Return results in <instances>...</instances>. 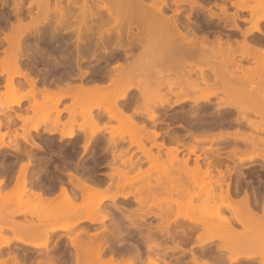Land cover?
<instances>
[{
    "label": "bare ground",
    "instance_id": "1",
    "mask_svg": "<svg viewBox=\"0 0 264 264\" xmlns=\"http://www.w3.org/2000/svg\"><path fill=\"white\" fill-rule=\"evenodd\" d=\"M1 1L5 5L8 0ZM15 1L17 3L22 0ZM50 1L31 0L30 5L35 3L38 7L37 13L42 12L40 19H37L38 22L37 20H35L37 23L34 21L36 26L33 29L38 30L41 26L46 27V25L52 24L50 26L53 30L51 29L42 35L37 31L38 36H41L40 40L42 39L43 42V45L40 42L42 48L38 47L40 49L38 52L42 55L35 56V60L32 57L31 63H26V69L22 66V62L24 56H30L27 51L31 46L26 42V50L24 49V35L29 31L30 26L33 27V23L26 24L25 33V29H22L25 28L23 21L18 17L19 19L12 27V32L5 33L4 39L8 47L4 49V56L0 57V68L1 74L7 73L8 77L5 86L6 92L1 94L5 98H0V105L2 108L3 106L7 108L13 105L20 106L26 99L32 101L27 110H32L33 116H41L42 114L44 121H48L53 116L51 120L54 122L55 128L47 130L49 134H54L59 125L63 127L60 132L62 139L76 137L78 135L77 130L83 132L84 150H87L100 134L109 133V137L104 136L107 140V145H105L107 150L106 147L105 149L102 147L104 150H101L112 152V159L115 161L113 164L116 165L117 163V165L109 164L113 171L100 173V175L109 178L108 184H105L104 177H99L90 183L87 178L91 176H85V179L81 177L83 174L80 176L77 173H69L70 182L81 191L82 201L79 202L76 200L78 193L75 194L76 191L73 192L70 190L72 188L68 189L64 184L61 185L60 195L55 197L47 196L43 193L44 191L28 189V180L34 176L28 178L27 170L31 164H34V162L31 163L34 159L23 162L16 176L15 188L7 193H2L0 189V222L2 218H5L3 215L4 208L8 207L10 202L14 200L17 207L18 204L29 202L31 207H28L29 210L26 211V214L29 215V218L37 217L41 223L35 224L32 220L30 221L31 218L29 220L27 218L26 223L14 222L10 226L7 224L8 221H2L4 224L1 223L0 226V254H2L1 249L10 246L14 239L28 247H48L51 234L57 230L69 231L75 224L82 221L95 224L110 219L116 221V223L113 221L110 228L104 227L102 231L93 235L91 233L88 235L89 232L87 231L88 236L85 238H81L80 233L78 236L70 237V244L76 250H74L76 252L74 255L77 264H206L207 261L200 262L193 251L191 260L185 262V256L188 252L186 246L193 242L192 246L209 247L208 252L213 256L215 252H212V246L206 244L215 240L220 241L218 252L227 251V258L231 263L245 259L247 262L244 264H256L257 262L264 264V208L262 213L254 210L251 195L247 190L244 191V196L240 199L234 198L233 194L235 193L230 188V182H225V173L222 170L220 171L221 177L212 179L213 169L210 166L202 169L199 162L200 158L204 159L202 155L196 154L194 166H189V158L186 157L181 160L180 167H175L177 161L181 163L179 154L183 151V146L186 148L187 145L180 148L179 145L182 141L175 135L174 141H177V146L173 143L175 145L172 144L173 146L167 147L164 140L147 147L146 141L152 139L154 141L160 136V132L156 130L159 123L157 125L154 123V129L148 130L145 124L140 123L142 121H139V118L136 120L137 115L145 114L146 116H144L149 120L155 121L160 116L159 108L161 110V108L167 109V106L171 108L176 105L187 104L186 108H189L186 109L183 106L185 109L181 108L179 113L173 110L178 115L170 116V118L172 120L179 118L178 121L184 118L186 121L184 123H187L184 127L188 126V130L185 128L187 132H190L189 129L192 130L191 134H187V132L185 134L186 136L191 135L193 143H195L188 144V156L191 153H196L199 148V150H204L203 153L206 157L209 150L212 155L216 152L215 155L218 158H215L224 162L225 159L221 155L223 151H226V154L231 153V151L227 152L226 147L223 150L221 146L220 148L209 149L207 147L206 149L203 147V149L201 147L200 149L197 144L208 143L207 141L210 143L231 141L235 145L231 150L235 156L239 157L240 162H245L247 159L262 158L261 166L264 167V40L261 36L255 35V33H259L264 36V0L234 1L233 5L236 8L234 12H231V8L228 7L227 0H222L218 13L211 8L207 9L208 2L205 0H174L177 8L174 10L171 8L174 12L172 15L167 14V10L173 4L169 2L170 0H83L82 2L80 0H68L65 5H63L64 0H56L53 9L50 7ZM183 4L190 6L186 17L188 21L193 20L195 8L201 7L202 10L207 9L209 12L208 19H203L205 23L209 26L211 19L213 20L214 16H217L222 25V31L217 33L213 40L210 39L207 31H204L206 33L199 37L195 27H189L184 19L182 22L179 18L182 10H184L180 8ZM19 6L20 4H15L16 12L20 10ZM52 10L53 12H51ZM54 11L57 17L56 20L53 17L55 22L52 21L51 23L49 15H52ZM242 12L249 13V16L243 18V21L240 20ZM196 20L198 22L200 18H196ZM41 28L44 30L43 27ZM56 32L59 33L56 34ZM67 34H72L75 38L70 39L71 36L69 35V37ZM38 36L36 34L35 38ZM238 36L242 39H237ZM234 37L236 40L232 39ZM35 40L38 41L39 39ZM70 43H73L72 47ZM135 47L142 48V50L140 49V53L138 50V55H135L131 61L130 59L133 57L131 52ZM130 50L132 51L130 52ZM72 52H75L76 57L73 56L74 53L72 54ZM100 52L103 55L99 57L98 53ZM47 53H50V57L52 54L55 55L54 59L55 57L66 58L71 54V58H74L75 61L72 62V59H69V64H78V66L89 58L96 59L95 61L92 59L94 62L92 61L91 64L116 65L112 68L106 67L101 71L110 78L108 83L95 81L94 84L84 82L69 86L61 82L64 85L61 87L55 81L53 83L58 86L55 91L47 88L50 84L45 78L44 85L48 86L38 90L36 88L38 82L36 77L32 75V70L33 72L36 70L34 64H45L48 67L52 66L51 64L53 66L60 64L53 61L54 59L50 60ZM62 59L64 60V58ZM250 59L254 63L253 66L243 64ZM138 64L140 65L138 66ZM145 68L153 69L151 72L152 83L149 79H147L148 83L146 79V81H142V78L141 81L140 78L137 79L140 82L135 83L134 76H138L140 72L142 73L141 69ZM175 68L177 70L174 71ZM94 69L95 67L91 71ZM112 69L117 73H111ZM136 69L139 73L136 72ZM80 71L81 76L88 73V71ZM38 72L40 73V71ZM17 76L23 77L30 86L25 93L21 90L23 85L21 86V83L16 84L15 78ZM166 87H168L169 92L164 91ZM131 89H137L141 98L138 100L139 102L137 101L138 104L135 102V107L133 106L134 113L126 110L132 105L131 101L129 107L125 105L128 108L120 103V100L129 95ZM38 93L41 94L42 99L38 98ZM220 93L224 96L219 95ZM194 94L197 95L194 96ZM172 96H175V99ZM213 96H218L217 101H212ZM66 97H71L73 103L63 110L59 109L60 102ZM78 106L81 108L80 110H77ZM211 106H214L213 113ZM2 108L0 114L5 112ZM207 109H210L211 112ZM223 109H226V112L223 113ZM52 110L56 113L55 117L54 113L50 116ZM63 111L69 113L68 119L64 122L60 120ZM164 113L161 114L167 116ZM210 114H213L211 116L214 121L219 119L220 121L217 120L216 122H220L221 125L224 124V127L226 122H229L230 126L229 116H234L236 131H221L214 135L207 134L209 132L205 128L203 119L208 118L207 116ZM16 116L25 124L30 118H33L29 114L24 116L17 113ZM78 117L83 119L81 123H78ZM8 118L11 122L12 117L8 116ZM104 118H109L108 121L115 120L118 125L110 127L108 121H103ZM3 124L2 117H0V128ZM76 124L79 126L77 127ZM215 124L219 126L218 123ZM32 128L38 130L39 124H35ZM199 128L202 130L205 128L207 132H201L203 136H198L197 132V135L193 134V130L196 129L197 131ZM248 128L251 131L246 130ZM28 131L25 129L22 134L16 133L15 136L23 137L25 141L40 148L37 142L32 139V141L29 140L31 136ZM6 135L7 132L0 130V150L7 147L23 154L18 142H5ZM170 136L172 137V135ZM184 137L181 138L184 139ZM101 138L100 135V141ZM127 139H130L131 146H137L147 160L152 162L147 169L143 168V162H135L133 155L123 159L125 154L129 152L128 149L122 147ZM154 146L158 148L157 154L153 152ZM164 147H167L168 162L160 160L162 156L160 150ZM111 149L113 151H109ZM103 151L102 153H106ZM24 153L26 155V152ZM30 157L33 158L32 155H29ZM113 160L112 162H114ZM118 160H121V163H118ZM220 161L218 162L220 163ZM212 163L209 162V165L212 166ZM4 168L7 169V166ZM238 168L236 166L235 170H237L239 177H244L246 172L243 173V170L241 172V168L239 170ZM154 171L158 174L153 175L152 172ZM91 172L93 173V171ZM43 173L37 175L35 180H41ZM46 175V180H48L49 174L48 177ZM92 177L94 176L92 175ZM207 177L210 179L207 180ZM4 183L5 179L1 176L0 188ZM213 183H216V186ZM224 183L227 185L225 189H223ZM53 184H50L51 188H53ZM104 184L107 186L103 187ZM28 190L33 197H29L28 192V199L26 197L24 200L23 196ZM131 197H134L132 201L130 200ZM119 198L126 202L129 201L128 204L130 205L136 203L137 208L129 209V207L119 206L117 204V201L121 202L118 200ZM107 200H112L113 205H111L118 210L116 214L119 212L121 216L108 212L107 209L110 206L106 208L107 211L102 210V207L108 203ZM36 204L41 206V209L39 207L40 210L31 209ZM106 205L108 206V204ZM19 210H14V214H17ZM59 219L66 223L53 224L49 227L45 225V221H58ZM151 219L157 220V223L150 221ZM5 220L8 219L5 218ZM236 223L243 226L241 231L235 228L234 224ZM7 227L13 232V236L4 235ZM83 232L85 231L83 230ZM96 237L103 240L97 241ZM169 242L172 245H169ZM142 243L146 245L144 247L146 249L141 248ZM107 253L109 257H105ZM17 255L14 251L11 257L13 264L20 263ZM73 256H70L71 259ZM143 256L146 257V260L143 259ZM168 256L170 259L167 258ZM6 262L7 260L0 259V264H6Z\"/></svg>",
    "mask_w": 264,
    "mask_h": 264
},
{
    "label": "rangeland",
    "instance_id": "2",
    "mask_svg": "<svg viewBox=\"0 0 264 264\" xmlns=\"http://www.w3.org/2000/svg\"><path fill=\"white\" fill-rule=\"evenodd\" d=\"M56 0H51L50 1V7H51V9H53V8H55L54 7V3H56L55 2ZM68 0H64L63 2V5H65V4H67L66 2H67ZM81 2L83 1V0H80ZM146 1H151V0H146ZM169 1V0H168ZM174 0H170L169 2L172 4L171 6H170V8L167 10V14L168 15H172L174 12H173V10L175 9V8H177V5H175L174 4V2H173ZM20 2V3H19ZM19 2H17L18 3V5L20 4V10H17L18 12H16L15 10H16V8H15V4H17L16 3V1L15 0H8L7 1V3L4 5L3 4V2L0 0V57H3L4 56V49H6L8 46V44H7V42H6V40L4 39L5 38V33H11L12 32V27H13V25H14V23H16L17 22V20L19 19V18H21L22 19V21H23V27L25 26V28H22V29H25V33H26V24H28L29 22H30V24H32L33 25V27H31L30 26V29H29V31H27V33L24 35L25 37V39H24V49L26 50V42L28 43V44H30V46H31V48L27 51L29 54H30V56L29 55H27V56H24V58H23V64H22V66L24 67V69H26V67H25V65H26V63H31V61H32V57H33V60H35L36 59V57H39V56H41L42 54L41 53H39L38 52V50H40L42 47V45H43V42L40 40V37L41 36H38L39 34H38V32L40 33V35H42L43 33H45V32H47V31H51V29H52V24H48V25H46V27H44V26H41V27H43V29L45 30H42V28L40 27L38 30L37 29H33L34 28V26H36V23L38 22V20L40 19V17H41V15H42V12L40 13H37L38 12V7H37V5L34 3L33 5H30V3H31V0H22V1H19ZM52 3V4H51ZM171 8L173 9V10H171ZM181 9H184V10H182V13L179 15V18H180V20H182V22H183V19H184V21H186V18H185V15L187 14V12L189 11V9H190V6L187 4H183L181 7H180ZM31 9V10H30ZM186 9V10H185ZM196 10H199V7H196L195 8ZM231 11H233L234 10V7H232L231 9H230ZM31 11V12H30ZM201 12H202V10H200ZM216 11H218V10H216ZM51 12H53V10L51 11ZM17 13V14H16ZM76 13H78V12H76ZM31 14H32V17H31ZM54 14V15H53ZM56 13H55V11H54V13H52V15L50 14L49 15V19L51 20L50 22L52 23V21H54L55 22V18L57 17V15H55ZM207 14V12L206 11H204V12H202V15L203 16H205ZM244 15H247V12H244ZM51 16V17H50ZM19 17V18H18ZM53 17H54V19L55 20H53ZM43 18V17H42ZM38 19V20H37ZM206 19V18H205ZM35 20H37V22L35 21ZM193 20H195V18L193 17ZM33 21V22H32ZM34 21L36 22L35 23V25H34ZM200 22H204L205 20H199ZM27 22V23H26ZM30 24H28V25H30ZM51 25V26H50ZM47 26H49V27H51V28H49V27H47ZM41 29V30H40ZM47 29V30H46ZM49 29V30H48ZM40 30V31H39ZM53 30V29H52ZM38 31V32H37ZM44 31V32H43ZM57 33H59V32H56V34ZM36 34H37V36L39 37H37V38H35L36 37ZM68 36L70 35V34H67ZM66 35V38L68 37ZM73 35H75L74 33H73ZM255 35H258V36H261L263 39H264V36L263 35H261V34H259V33H255ZM71 36V38L70 39H74L75 38V36H72V34L70 35ZM69 36V37H70ZM225 38V37H224ZM238 39H242V37H237ZM35 39H39L38 41L37 40H35ZM35 41H37V42H35ZM40 42H42V45H41V43ZM57 43V42H56ZM32 44V45H31ZM33 44H35L34 45V47H33ZM39 46H38V45ZM71 45H73V43H70V46ZM36 47H37V49H36ZM38 47H40V49L38 48ZM72 47V46H71ZM32 48H34V49H32ZM35 49H36V51H35ZM134 50L133 51H135L136 52V54H135V52H133L132 50H130V52L132 53V58L130 59L131 61L133 60V58L135 57V55H138L137 54V52H138V50H139V53H140V49L142 50V48H138V47H135V48H133ZM136 49V50H135ZM74 51V50H73ZM36 52V53H35ZM129 52V53H130ZM34 53V54H33ZM74 53V57H76V54H75V52H72V54ZM25 54H26V52H25ZM103 55V53L102 52H100V53H98V56L100 57V56H102ZM36 56V57H35ZM54 56L55 55H51V57H50V53H47V57L49 58L50 57V60H53L54 59ZM71 54H70V56L68 55V57L66 56V58L65 57H62V58H64V60L62 59V62H60L61 61V59L60 58H57V57H55V59L53 60V61H57L58 63H60V64H54V66L56 67H54L53 66V64H51L52 66H47V65H45V64H39V63H37V64H34V67H36V69H38V71H42L41 73H39V72H37V73H33L32 72V75H34V77H47L48 78V84H50L48 87L47 86H45L44 85V82L43 81H40V80H37V78H36V80H37V84H36V88L38 89V90H40V89H43L44 87H47V88H51V90L53 89V90H55L56 91V89H58V86H61L62 85V83H61V81L59 82V77H64L63 78V82H64V84L66 85H69V86H75L76 84L78 85V84H81V83H84V81H88V79L90 78V75H85L83 78L80 76V70H82V71H86V70H88V68L92 65L91 63H92V61L94 60H96L95 58H89V59H86L84 62H83V64H80L79 66L77 65V64H69V62H68V60L69 59H72V62H74L75 60H73L74 58H71ZM27 58V60H24V59H26ZM28 58H29V60H28ZM45 58V57H44ZM59 59H60V61H59ZM90 59H91V61H90ZM89 60V61H88ZM251 60V61H250ZM249 61H245V63L243 62V64H248V66H253L254 65V63L252 62V59H250ZM25 61V62H24ZM27 61V62H26ZM68 63H67V62ZM93 61V62H94ZM64 62V63H63ZM65 62H66V64H65ZM116 64H109V66H108V68H112L113 66H115ZM137 65V64H136ZM140 64H138V66H139ZM69 66V67H68ZM54 68V69H51V68ZM151 68V67H150ZM78 71L79 72V74L78 75H76L75 73H72V71ZM142 70V73L140 72V74H138V76L137 75H135L134 77H135V79H134V77H133V79L135 80V83H137V82H140L141 81V78H142V81H146L147 79H149V81L152 83V81H153V79H152V77H151V72H153L152 70L153 69H147V68H145V69H141ZM140 70V71H141ZM151 70V71H150ZM174 71L175 70H177V68H175V69H173ZM138 70L136 69V72H137ZM149 71V72H148ZM117 73L115 70H113L112 69V71H111V73ZM137 73H139V72H137ZM148 73H150V74H148ZM35 74H38L37 76L35 75ZM136 74V73H135ZM144 76H143V75ZM195 74V73H194ZM193 74V75H194ZM141 75V76H140ZM152 75H153V73H152ZM196 75V74H195ZM140 76V77H139ZM155 76V75H154ZM7 77H8V74L7 73H3V74H1V68H0V98L2 97V99H4L5 97L4 96H2L1 94H3V92H6V82H7ZM195 77V76H194ZM140 78V81H137V79H139ZM143 78H144V80H143ZM154 78V77H153ZM146 79V80H145ZM110 80V78L109 77H106V78H102V80H100L99 82H101V83H108V81ZM15 81H16V84H20L21 83V90L23 91V93H25L26 91H28V89L30 88V86H29V84L25 81V79L23 78V77H16L15 78ZM55 81H57V84H58V86H56L54 83H55ZM54 82V83H53ZM97 82V81H96ZM147 83H148V80L146 81ZM95 83V81H91V82H89V84H94ZM150 84V83H149ZM63 87H64V85H62ZM61 86V87H62ZM66 87V86H65ZM36 89V90H37ZM131 92L129 93V95L125 98V99H123V100H120V103L123 105L124 104V106L125 105H127L128 107L130 106L129 105V102L131 101L132 102V107H131V109H130V107H129V109H126L128 112H130V113H134V107H135V102L138 104V100L139 99H141L140 98V94H139V91L137 90V89H131L130 90ZM164 91H166V92H169V90H168V87H166L165 89H164ZM22 93V92H21ZM197 94H199V93H197ZM197 94H194V96L195 95H197ZM219 95H223V94H219ZM137 96V98H134V97H136ZM193 96V95H192ZM224 96V95H223ZM38 98L39 99H42L41 98V94L40 93H38ZM134 98V99H133ZM172 98L173 99H175V96H172ZM218 99V96H213L212 97V101L213 102H215V100L217 101V99ZM124 101V102H123ZM138 101V102H137ZM32 102V101H31ZM28 99H26L25 101H23L22 102V104L20 105V106H18V105H13V106H11V107H7V108H5L4 106H3V108H2V106L0 105V109L2 108L3 109V111H5L4 113H1L0 114V117H2V121H3V125H2V127L0 128V130L2 131V132H7V135H6V137L4 138V140H5V142H9V141H14V142H18L19 143V145H20V147H21V149L23 150V154H22V152H15L14 150H12L11 148H3V149H1L0 150V160L1 159H3L4 157H9V154H11V159L13 160V161H15V160H17L12 166H10V167H8L7 169H3V168H1L0 167V175L1 174H7L9 177H12V179H13V181H12V183H10V185L11 184H13L12 185V187L11 186H7L6 185V180H5V183H4V185H2V187L0 188L1 189V192L2 193H7V192H10L11 190H13V188H15V181H16V176H17V173H18V171H19V169H20V165L23 163V162H28L30 159L31 160H33L31 163H33L34 162V164H31L30 165V167L28 168V170H27V177L28 178H30V177H33L32 179L30 178L29 180H28V185H27V187H28V189H30V190H34V191H40V192H43V193H45L47 196H49V197H55V196H57V195H60V188H61V185H65V186H67V188L68 189H70V188H72V189H70V190H72L73 192L74 191H76V192H74L75 194L76 193H78V194H76V200L77 201H79V202H81L82 201V194H81V191L79 190V189H77L76 187H74V185L70 182V175H69V173H74V174H78V175H82L81 177H83V178H85L86 179V177H92V175L94 176V177H90V178H87L88 180H89V182L90 183H93L96 179H99V177L101 178V177H104V179H105V184H108L110 181H109V178H107L106 176H103V175H100V173H110L111 171H113V169L111 170V166L109 165V164H113V163H115V161L112 159V156H113V153L112 152H107V151H103L104 149H105V145H107L106 143H107V140H106V138H104V136H106V137H109V133H102L103 134V136H102V134H100L101 135V141H104V142H101L100 141V135L98 136V138H96L95 139V141L94 142H92L90 145H89V147H88V149L87 150H84V148H83V143H84V140H83V132H79V130H77V132H78V137L76 136V137H74V138H72V139H66V138H61L60 137V132H61V128H63L62 127V125H59V127L57 128V130H56V132L54 133V134H49L48 133V131L47 130H49V129H51V128H55V124H54V122L51 120L52 119V117H50L49 118V120L48 121H44V116L41 114V116H33L34 114H33V112H32V110H27V108H29L30 107V103H31ZM130 102V103H131ZM73 103V99L71 98V97H66V98H64L61 102H60V104H59V106H58V108L59 109H64V108H66V107H68L69 105H71ZM126 103V104H125ZM127 106H125V108H128ZM134 106V107H133ZM186 108V106H188L187 104H183L182 106H179V105H176V106H174V107H169L168 108V106H167V109L169 110H167V109H165V108H161V110H160V108H159V112L158 113H160V116L155 120V121H151V120H149L147 117H145L143 114H140V115H137L136 116V120H139V121H145L144 123H142V122H140L141 124H145L146 125V128L149 130H153L154 129V123L157 125L158 123V127L156 128V130L158 131V132H160V136L159 137H157L154 141H153V139L151 140V141H146V145H147V147H151V145L153 144V143H156V142H162V141H164L165 140V142H166V144H167V147H170V146H173V145H175L176 144V146H177V141H174V138H175V135H176V137L178 136V138L182 141L181 143H180V145H179V147L180 148H183L184 147V149H185V152H184V149H182L183 151L182 152H180V154H179V157H180V162H181V160H183L184 158H189V161H188V164H189V166H194L195 165V162H196V159H194V158H196V154H198V155H202L203 156V158L204 159H202V158H200L199 159V162H200V164H201V166H202V169L204 168V169H206L208 166H210L211 167V169H213L212 171V179H217L219 176L221 177V175H220V171L222 170L224 173H225V182L227 183V181H228V183L230 182V188H231V190H232V192H233V183H240L241 181H243V180H245L246 178L245 177H243V176H241V177H239V174L237 173V170H235L236 169V166H237V168H238V170L240 169V171L242 172V170H243V173L244 172H246L247 171V169L245 168L247 165H249L250 163H252V161H249V160H247V161H245V162H240L239 160H236V162H231L230 160H227V159H225V163L223 162V164H225L224 166H221V165H223L222 164V162L219 160V159H217L218 157H217V155H215L216 154V152H214L213 153V155H215V156H213L210 152V150L208 151L209 152V156H212V157H209L208 156V152H207V157H206V155L203 153L204 152V150H199V148L197 149V151H196V153H191L189 156H188V144L189 145H192V144H195V143H193V139L191 138V135H185L186 134V132H187V130H188V126L187 127H184V125L186 126V124L187 123H184V122H186L185 120H184V118H182L180 121H182L181 123H180V121H178L179 120V118H178V120H177V118H176V120H175V118L172 120L171 118H170V116L172 117V116H177L176 115V113H179L180 112V109L181 108H184V107ZM79 107V106H78ZM77 107V110H80L81 108L79 107L78 108ZM184 108V109H185ZM187 108H189V107H187ZM186 108V109H187ZM211 109H212V113H213V110H214V106H211L210 107ZM5 109V110H4ZM166 112H165V111ZM176 110V113L174 112V111ZM178 110V111H177ZM182 110V109H181ZM208 111L210 110V109H207ZM133 111V112H132ZM207 111V112H208ZM222 111V110H221ZM96 112H98L97 110H96ZM103 112V111H102ZM165 112V113H164ZM174 112V113H173ZM210 112H211V110H210ZM224 112H226V109H223V113ZM6 113V114H5ZM17 113H20V114H22V115H24V116H26V114L28 115H31V117H33V118H30V120H28L27 121V123L25 124L21 119H19L17 116H16V114ZM54 113V114H53ZM161 113H164V114H167V116H164V115H162ZM54 115V117H55V115H56V113H55V111H53L52 110V112H51V114H50V116L51 115ZM173 114H175V115H173ZM143 115V116H142ZM213 116V114H210V115H208L207 117L208 118H205V119H203L204 121H203V123H205V125H206V127L205 128H207L208 129V132L209 133H207V134H209V135H214L215 133H217L218 134V132H221V131H228V132H232V131H236V129H237V127H236V124H235V121L233 120V118H234V116H229L230 117V126H229V122H226L227 124H228V126H227V124L225 123V127L223 126V125H221L220 124V122H216L217 120H219V119H217L216 121H214V119H212V116ZM8 116H11L12 117V121L10 122L9 121V118H8ZM42 116H43V118H42ZM68 116H69V113L67 112V111H63V113H62V115H61V118H60V120H62L63 122L64 121H66L67 119H68ZM139 116V117H138ZM210 116V117H209ZM79 119H78V123H81L82 121H83V119L81 118V117H78ZM139 118V119H138ZM43 119V120H42ZM109 119V118H108ZM108 119L107 118H104V120L103 121H105V122H107L108 121ZM145 119H148V120H145ZM53 120H54V118H53ZM31 121V122H30ZM150 121V122H149ZM164 123H163V122ZM220 121V120H219ZM10 122V123H9ZM30 122V123H29ZM214 122V123H213ZM231 122H232V124H231ZM39 124V128H38V130H35V129H33L32 127L35 125V124ZM161 123V124H160ZM215 123H218V125L219 126H217ZM101 124L103 125V122H101ZM215 124V125H214ZM108 125H110V127L113 125V126H117L118 125V122H116L115 120H110V121H108ZM183 125V126H182ZM76 126L78 127L79 125L78 124H76ZM217 126V127H216ZM222 126V127H221ZM110 127H109V129H110ZM185 128H187V130L185 129ZM204 128V129H205ZM26 129V131H28V132H30V138H29V140L30 141H32V140H34V142H37V144H39L40 145V148H38V147H35V146H33L31 143H29L28 141H25V139L23 138V137H16L15 136V134L16 133H19V134H22L23 132H24V130ZM185 129V130H184ZM203 129V130H204ZM207 129H205L204 131L202 130V128L200 129L199 128V130H197L196 131V129H194L193 131V134L195 133L196 134V132H197V134H198V136L199 135H201V136H203L202 135V133L201 132H207ZM246 130H250L251 131V129H246ZM189 131L190 132H187V134L188 133H190L191 134V132H192V130L191 129H189ZM199 131V132H198ZM213 134H212V133ZM145 133V132H144ZM169 133V134H168ZM172 133V134H171ZM175 133V134H174ZM201 133V134H200ZM80 134V135H79ZM168 134V135H167ZM185 135V137H184V135ZM192 134V135H193ZM196 134V135H197ZM165 135V136H164ZM170 135H172V137H173V139H170V138H172ZM162 136H163V140H162ZM168 136V137H167ZM190 138H189V137ZM166 137V138H165ZM184 137V139H182V138ZM193 137V136H192ZM188 138V139H187ZM32 139V140H31ZM186 139V140H185ZM106 140V141H105ZM169 140V141H168ZM174 141V142H173ZM172 142V143H171ZM190 142H192L191 144H190ZM208 143H206V142H203V144L202 143H199V144H197L199 147H200V149H201V147L203 148H205L206 147V149H207V147H209V149L210 148H214V147H219L220 148V146H221V148H222V150L223 149H225V147H226V150H227V152L229 151H231V153L233 154V155H230L231 153H227L226 154V151H223V154H221L223 157L224 156H226V157H228V158H233V157H236L235 155H234V153L232 152V150H233V146H235L234 144H232V142L231 141H229V142H231V144H229V142H227V143H216V142H214V143H210L209 141H207ZM102 143V144H101ZM125 144H124V146H122V147H125L126 149H128L129 150V152L128 153H126L125 154V157L123 158V159H127V158H129L131 155H133V160L135 159V162L137 161V162H143L142 164L144 165L143 166V168L145 167V169H147V167L150 165V163L152 164V162H150V161H148L147 160V158L143 155V153H141L139 150H138V147L137 146H135V145H132L131 146V142H130V139H127L125 142H124ZM170 143V144H169ZM173 143H175V144H173ZM184 143V144H183ZM173 144V145H172ZM221 144V145H220ZM227 144V145H226ZM183 145H187L186 146V148H185V146H183ZM130 148H129V147ZM183 146V147H182ZM42 147V148H41ZM104 149H103V148ZM128 147V148H127ZM167 147H164V148H162L161 150H160V153L162 154V156L160 157V160H162L163 162L165 161V162H168L167 161V155H166V151H167ZM203 148V149H204ZM243 148V147H242ZM245 148V147H244ZM101 149H103V150H101ZM232 149V150H231ZM106 150H107V147H106ZM74 151H76V152H74ZM102 151L103 152H106V153H108V154H106V153H102ZM109 151H113V149H111V150H109ZM24 152H26V155H25V153ZM132 152H133V154H132ZM153 152L155 153V154H157L159 151H158V148L156 147V146H154L153 147ZM184 152V153H183ZM9 153V154H8ZM29 153V154H28ZM184 154V155H183ZM13 155V156H12ZM21 155H23V157H21ZM29 155H32L33 156V158L32 157H30L29 158ZM102 155V156H101ZM35 157V158H34ZM183 157V158H182ZM213 158V159H215V160H213V161H211V162H213L212 163V166H211V164L209 165V163H206L205 161H206V158ZM215 157H217V158H215ZM141 159V160H140ZM216 159H217V161H216ZM112 160L114 161V162H112ZM140 160V161H139ZM143 160V161H142ZM8 161V160H7ZM96 161V162H95ZM215 161H216V163H215ZM218 161H220V163H221V165H220V163L218 162ZM110 162V163H109ZM210 162V163H211ZM108 163V164H107ZM118 163H121V160H118ZM215 163V164H214ZM219 163V164H218ZM180 164H182V162L181 163H179L178 161L176 162V164H175V167H180L181 165ZM218 164V166L217 167H215L216 165ZM236 164V165H235ZM240 164V165H239ZM114 166H116L117 165V163H116V165L115 164H113ZM239 165V166H238ZM40 166H41V168H40ZM119 166V165H118ZM121 166V165H120ZM229 166V167H228ZM44 167H45V169H46V171H48V172H44ZM89 167L90 169L92 168V170H90V169H87V168ZM233 169H232V168ZM235 167V168H234ZM216 168L218 169V170H216ZM243 168V169H242ZM36 169V170H35ZM203 169V170H204ZM229 169V170H228ZM230 169H231V171L232 170H234V171H230ZM38 170V171H37ZM40 170H42V171H40ZM64 170H65V172H64ZM86 170V171H85ZM50 171V172H49ZM91 171H93V173L91 172ZM110 171V172H109ZM230 171V172H229ZM37 172V173H36ZM44 172V173H43ZM63 172V173H62ZM40 173H43L42 175H41V180H42V182H41V180H39V181H37V180H35V177L37 176V175H39ZM154 173V174H153ZM240 173V172H239ZM33 174H35V175H33ZM47 174H49L47 177H48V180H46L47 178L45 177V175ZM59 174V175H58ZM60 174H62L61 176H60ZM96 176H95V175ZM152 174L153 175H157L158 174V172H156V171H154V172H152ZM214 174H217V175H214ZM99 175V176H98ZM45 178H44V177ZM54 176H56V177H54ZM86 176V177H85ZM97 177V178H96ZM43 178H44V180H43ZM56 178V179H55ZM240 178H242V179H240ZM55 179V180H54ZM210 179V178H209ZM208 179V177H207V180H209ZM220 179H222V178H220ZM239 179V180H238ZM32 180V181H31ZM46 180V181H45ZM52 181V183H54L53 185H52V187L53 188H51V185L50 184H52L51 183V181ZM205 180H206V178H205ZM30 181V182H29ZM35 181V182H34ZM109 181V182H108ZM56 182V183H55ZM108 182V183H107ZM215 182V181H214ZM40 183H41V185H40ZM45 183H46V186H45ZM48 183H49V185H48ZM226 183H224L223 184V189H225V188H227V185H226ZM57 186H56V185ZM104 184V186L103 187H106L107 185H105ZM215 186H216V183H213ZM33 185V186H32ZM35 185V186H34ZM42 185H44V186H42ZM55 185V186H54ZM48 186V188L46 189V187ZM76 188V189H75ZM217 188H219V187H217ZM42 190V191H41ZM218 191H219V189H218ZM28 192H29V197H33L32 195H31V192L28 190L27 191V193L23 196V199L24 200H26V197H27V199H28ZM48 192V193H47ZM81 194V195H80ZM78 195V196H77ZM233 196H234V198L236 197V199H240L242 196H244V194L243 193H240V194H237L236 195V193L235 194H233ZM77 197H78V199H77ZM134 199V197H131L130 198V200L132 201ZM118 200H121V198H119ZM108 201V203H106V204H108V206L105 204L103 207H102V210L104 209L105 211H107L108 210V212H110V213H112L113 215H115L116 214V211H118V210H116L115 209V207L114 206H112L113 205V203H112V200L110 201V200H107ZM106 201V202H107ZM119 201H117V204L119 205V206H122V207H125V208H128L129 207V209H133V207H136V203H131V205L130 204H128L129 203V201H123V199L121 200V202H119ZM127 204H126V203ZM15 203L16 202H14V200H12L11 202H10V205H8V207L6 206L5 208H4V212H3V215H4V217L5 218H7L8 220H5V218H2V221H8L7 222V224H9L10 226L12 225V224H14V222H22V223H26V220H27V218H28V220L30 219V221L32 220V222L33 223H35V224H38V223H41L39 220H38V218L37 217H30L29 218V215L28 214H26V211H28L29 210V208L31 207V205H30V203L29 202H27L26 201V204H18V207H17V205H15ZM112 204V205H111ZM133 204V205H132ZM19 205H21V206H19ZM30 205V206H29ZM109 206H110V208H109ZM112 206V207H111ZM29 207V208H28ZM39 207H40V209H41V206H38V204H36V205H34V206H32V208L31 209H34V210H40L39 209ZM105 207V208H104ZM109 208V209H107L106 210V208ZM114 207V208H113ZM132 207V208H131ZM112 208V209H111ZM137 208V207H136ZM20 209V210H19ZM21 209H22V211H21ZM14 210L16 211H18L19 210V212L17 213V214H14ZM111 210H113V211H111ZM127 212V211H126ZM259 213H262V212H259ZM26 214V215H25ZM120 213L118 212V214H116V215H119ZM120 216H121V214H120ZM0 222V226H1V223H3V222ZM113 221H115V220H110V219H108V220H106V221H104V222H98V223H95V224H92L91 222H89V221H82V222H80V223H78V224H75L73 227H72V229L71 230H69V231H61V230H57L56 232H54V233H52L51 235H52V237H51V239H50V243H49V246L48 247H40V248H33V247H28V246H26V245H24V244H22L21 242H19V241H16L15 239L11 242V244H10V246H8V247H3L2 249H1V253L2 254H0V259L1 260H7L6 258H5V254H4V251L5 250H7V249H11L12 250V252H16V254H18L17 256H18V262H20V263H18V264H26V261H27V253H28V250H35L36 252L35 253H30V256H35V255H37V258H40V257H42V254H36V253H39V252H43V251H48L49 252V247L55 242L56 243V245H60V246H62V252H63V250H64V252H63V256H65L64 258H67V257H70V256H73L74 254H76V250L74 249V247L73 246H71V241H70V237H75L76 235L78 236V234L80 233V235H81V238H85V237H87L88 235H93L94 233H97V232H100V231H102L103 229H104V227H108V228H110L111 226H112V224H113ZM150 221H153V222H155L156 223V221L157 220H154V219H151ZM59 223H66L65 221H63V220H61V219H59L58 221H53V220H50V221H45V225L46 226H51V225H53V224H59ZM115 223H116V221H115ZM125 223H128V222H125ZM4 224V223H3ZM6 224V223H5ZM236 227L235 228H237V230H239V231H241L243 228V226H241L240 224H238L237 225V223L236 224H234ZM6 226H8V225H6ZM4 230V229H3ZM6 230V229H5ZM7 230H9L8 229V227H7ZM6 230V231H7ZM85 231V232H83L82 233V231ZM4 232V235L6 236V235H8V236H13V232L11 231V230H9L8 232ZM89 232V234L87 235V233ZM82 233V234H81ZM86 233V234H85ZM91 233V234H90ZM96 240L97 241H102L103 239L102 238H99V237H96ZM169 245L171 244L172 245V243H168ZM192 244H193V242L192 243H190V244H188V246H186V248H189L190 247V252L191 251H193V252H195V253H197V251H198V249L199 248H203V246H192ZM219 244H220V241L219 240H215V241H213V242H211V243H209V244H206L207 246H213L214 248H218L219 247ZM68 245V246H67ZM141 246V245H140ZM144 247H146V245L145 244H143L142 243V246H141V248L143 249ZM144 249H146V248H144ZM69 250V251H68ZM71 250V251H70ZM75 250V251H74ZM146 251V250H145ZM145 251H144V255H145ZM69 252V253H68ZM75 252V253H74ZM220 252H222L223 254V256L224 257H227L228 256V252L227 251H220ZM65 253V254H64ZM67 253V254H66ZM73 254V255H72ZM187 254H188V252H187ZM106 256H108L109 257V255H108V253L105 255V257ZM153 256H155V254H153ZM104 257V258H105ZM107 257V258H108ZM144 258L143 259H145L146 260V257L145 256H143ZM30 258H33V257H30ZM75 258H76V256L74 255L73 257H72V259H71V257H70V260H71V262H72V264H77L76 263V260H75ZM125 258H127L126 256H125ZM121 260H122V258H120ZM119 259V260H120ZM20 260V261H19ZM6 264H13L12 263V259H9V260H7V262H6ZM139 264V263H138ZM191 264H193V263H191ZM224 264H231L230 262H229V260H228V263H227V260H226V262H225V259H224ZM232 264H235V263H232Z\"/></svg>",
    "mask_w": 264,
    "mask_h": 264
},
{
    "label": "flooded vegetation",
    "instance_id": "3",
    "mask_svg": "<svg viewBox=\"0 0 264 264\" xmlns=\"http://www.w3.org/2000/svg\"><path fill=\"white\" fill-rule=\"evenodd\" d=\"M205 1L208 2V4L206 5L207 9L211 8L216 13H218L220 11V6L222 5V0H205ZM234 1H237V0H227L228 7H230V8L234 7V10L231 12H234L236 10L235 6L233 5ZM207 9L202 10L201 7H199V10H196V12H194L195 20L188 21L186 19L185 23L187 25H189V27H195L197 30L196 31L197 35L199 37H202L203 34L206 33L204 31H207L209 36H210V39L213 40L214 37L216 36V34L222 31V29H221L222 25L219 23L218 17L214 16L213 20L211 19V23L209 26L207 25V23H205V21L204 22H200V21L197 22V20H196V18H200L202 20L205 18L208 19L209 12L207 11ZM200 10H202V12L206 11L207 14L205 16H203L202 12ZM216 10H218V11H216ZM187 15H188V12L185 15V18L187 17ZM248 16H249L248 12H247V15H244V13L242 12V14L240 16V18H241L240 20L243 21V18L248 17ZM193 24H195V25H193ZM235 34L237 35L238 33H235ZM232 39L236 40V37H234ZM108 66H109V64H92L88 68V70H86V71H88V73L86 75H90V78L88 79V81H84V82L89 83L91 81H100V80H102V78L108 77V75H104L101 72L103 69H105ZM94 67L96 70L94 69V71L93 70L91 71V69ZM36 70L38 72V69H36ZM36 70L34 71L35 73H37ZM32 72H33V70H32ZM83 72H85V71H83ZM72 73H75L76 75L79 74L78 71H74V70L72 71ZM80 73H81V71H80ZM80 76H81V74H80ZM84 76H81V77L83 78ZM36 78H37V80H40V81H44L45 78L48 79L47 77H40L39 78L38 76ZM63 78L59 77L58 79H59V81L63 82L62 81ZM223 159L230 160L231 162H236V160L240 161L238 156L233 157V158H228V157L224 156ZM17 160L13 161L11 159V154H9L8 158L4 157L3 159L0 160V167L5 169L4 167L7 166V168H8V167L12 166L14 164V162H16ZM213 160H215V159L206 158L205 162L209 163ZM247 160H249V159H247ZM249 161H252V163H250L249 165H247L245 167L247 169L246 173H244V177L246 179L241 181L240 183L239 182L233 183V192L238 193V194H240V193L244 194V191L247 190L248 193L251 195V201H252L254 210L256 212H262L263 208H264V167L261 166L262 158H256L255 160H249ZM216 170H218V169L216 168ZM214 175H217V174H214ZM1 176L4 177V179L6 180V185L12 187L13 184L10 185V183H12V181H13L12 177H9L7 174H1L0 177ZM237 187H238V189H236ZM239 187H240V189H239ZM156 223H157V221H156ZM187 250H188V254L185 256V260H184L185 262L186 261L189 262L191 260L192 253H193L192 251L190 252V247L187 248ZM209 250H210V248L209 247L206 248L205 246H203V248L198 249L196 255L198 256V260L200 262L207 261L206 264H224V258H225V262L227 260V263H228V258H227L228 256L224 257L222 255L223 254L222 252H218V248L216 249L212 246V252H215V255H213V256L211 254H209V252H208ZM35 252L36 251L32 250V249L28 250L26 264H72L70 258H65V259L63 258L62 246L56 245L55 242L49 247V252L43 251V252L36 253V254H42V257H40V258H37V255L30 256V253H35ZM4 254H5V258L7 260H9V259H12L11 257L14 254V252H12L11 249H7L4 251ZM30 257H33V258H30ZM167 258H169V256ZM245 262H247V261H245V259H242V260H240L238 262H234V263L235 264H244ZM256 264H260V263L257 262Z\"/></svg>",
    "mask_w": 264,
    "mask_h": 264
}]
</instances>
